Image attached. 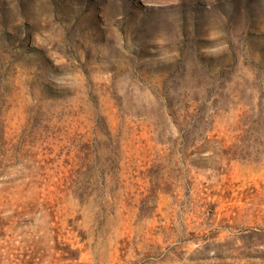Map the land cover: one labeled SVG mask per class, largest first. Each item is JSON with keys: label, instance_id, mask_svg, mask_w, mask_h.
I'll use <instances>...</instances> for the list:
<instances>
[{"label": "rangeland", "instance_id": "obj_1", "mask_svg": "<svg viewBox=\"0 0 264 264\" xmlns=\"http://www.w3.org/2000/svg\"><path fill=\"white\" fill-rule=\"evenodd\" d=\"M0 264H264V0H0Z\"/></svg>", "mask_w": 264, "mask_h": 264}]
</instances>
